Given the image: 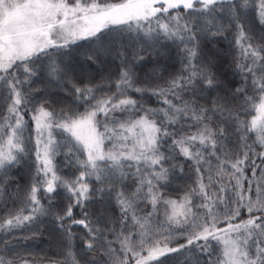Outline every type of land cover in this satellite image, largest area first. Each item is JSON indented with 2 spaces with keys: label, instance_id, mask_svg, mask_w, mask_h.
Returning <instances> with one entry per match:
<instances>
[{
  "label": "snow or ice",
  "instance_id": "6c2138e0",
  "mask_svg": "<svg viewBox=\"0 0 264 264\" xmlns=\"http://www.w3.org/2000/svg\"><path fill=\"white\" fill-rule=\"evenodd\" d=\"M0 264H264V0H0Z\"/></svg>",
  "mask_w": 264,
  "mask_h": 264
}]
</instances>
